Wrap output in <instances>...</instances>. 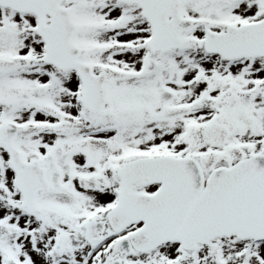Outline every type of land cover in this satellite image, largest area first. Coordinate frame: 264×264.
I'll return each mask as SVG.
<instances>
[{"label":"snow or ice","instance_id":"obj_1","mask_svg":"<svg viewBox=\"0 0 264 264\" xmlns=\"http://www.w3.org/2000/svg\"><path fill=\"white\" fill-rule=\"evenodd\" d=\"M0 264H264V0H0Z\"/></svg>","mask_w":264,"mask_h":264}]
</instances>
